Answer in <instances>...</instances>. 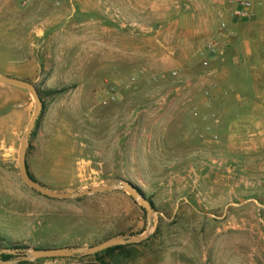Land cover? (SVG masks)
Segmentation results:
<instances>
[{
	"label": "rangeland",
	"instance_id": "obj_1",
	"mask_svg": "<svg viewBox=\"0 0 264 264\" xmlns=\"http://www.w3.org/2000/svg\"><path fill=\"white\" fill-rule=\"evenodd\" d=\"M181 2L169 6L176 20L192 12ZM83 3L0 0V75L34 84L43 101L28 171L62 193L127 180L155 212L149 224L123 190L53 199L28 187L19 154L37 104L0 83V253L92 247L148 231L106 262L264 264V39L251 57L223 49L204 67L199 51L215 36L166 46L155 31L103 33L98 7ZM83 258L30 263L102 264ZM6 259L16 257L0 254Z\"/></svg>",
	"mask_w": 264,
	"mask_h": 264
},
{
	"label": "crops",
	"instance_id": "obj_2",
	"mask_svg": "<svg viewBox=\"0 0 264 264\" xmlns=\"http://www.w3.org/2000/svg\"><path fill=\"white\" fill-rule=\"evenodd\" d=\"M82 1H85V4H83L86 7L92 5L98 7L96 15L100 25L97 30L103 33L107 30H115L123 32L126 36L138 37L137 35L142 34L144 38H152L154 35L151 32L155 31L157 35L154 37L158 36L161 39H166L164 41L166 46L168 45L167 41L173 37L181 39L188 35L192 37L196 35L203 38L208 35L216 36L219 33L220 19L218 14L222 7H217L214 0H210V2L209 0H182V9L184 7L191 8L192 12L190 14L182 12V15H179V20L169 15V6L172 5L173 0ZM101 6L103 8L99 9ZM153 6L160 10L159 14L153 12ZM224 12L226 18L231 20L229 10L224 9ZM109 13L111 15H105ZM108 21H111L110 26L106 25L109 24ZM230 28L234 33V37L229 40V45L224 43V51L228 49L232 51L242 50L240 52L249 57L258 53L260 40L264 39V0L261 7L255 8L252 20H231ZM103 33L102 35H104ZM142 48L146 53L153 51V46L147 42Z\"/></svg>",
	"mask_w": 264,
	"mask_h": 264
},
{
	"label": "water",
	"instance_id": "obj_3",
	"mask_svg": "<svg viewBox=\"0 0 264 264\" xmlns=\"http://www.w3.org/2000/svg\"><path fill=\"white\" fill-rule=\"evenodd\" d=\"M0 83L20 87L29 91L33 95L37 104V110L35 111L32 120L25 132L24 140L21 144L20 154H19L20 174L23 181L26 183L28 187H30L31 189L35 190L36 192L46 197L53 199L80 198L91 194L123 190L127 192L135 201H137L146 210L149 224L151 223V218L155 212V207L153 203L147 199V197L143 194V192L130 181L122 180L119 183H115L107 186L92 187L88 189H73L68 191L67 193L53 191L34 181L31 178L30 173L28 171L27 151L29 147L30 138L32 136V133L36 127V124L43 110V101L40 97L39 91L36 88V86L30 82L0 75ZM147 237H148V231L145 232L142 236L120 237V238L110 239L92 247L32 249L29 252L26 251L17 252L8 249L2 251L0 254L8 253L10 255H14L16 259L0 261V264L36 262L38 260H43V259H66V258L89 257L119 245L141 243L144 240H146Z\"/></svg>",
	"mask_w": 264,
	"mask_h": 264
},
{
	"label": "built area",
	"instance_id": "obj_4",
	"mask_svg": "<svg viewBox=\"0 0 264 264\" xmlns=\"http://www.w3.org/2000/svg\"><path fill=\"white\" fill-rule=\"evenodd\" d=\"M214 4L221 8L219 10V33L217 36L210 38L200 49L199 54L204 67L210 66L213 59L223 51L224 43L229 45L230 39L234 33L230 28L231 20L250 21L254 17L256 7L263 5V0H214ZM225 10H229L231 20L225 16ZM208 94V93H207ZM197 115V113H195Z\"/></svg>",
	"mask_w": 264,
	"mask_h": 264
},
{
	"label": "trees",
	"instance_id": "obj_5",
	"mask_svg": "<svg viewBox=\"0 0 264 264\" xmlns=\"http://www.w3.org/2000/svg\"><path fill=\"white\" fill-rule=\"evenodd\" d=\"M134 245H137V244H133V245H119V246L110 248L108 250H105V251H103L101 253H98L96 255L89 256V257H84L83 259L84 260L85 259H90V260L96 259V260L101 261L102 264H108L106 262V257H111L112 255H114L115 253H118V252H122V254L124 255L126 250H127V248L128 247H132ZM21 249L26 250L27 248H21ZM6 257L8 258V257H11V256H6ZM21 264H31V263L30 262H23Z\"/></svg>",
	"mask_w": 264,
	"mask_h": 264
}]
</instances>
